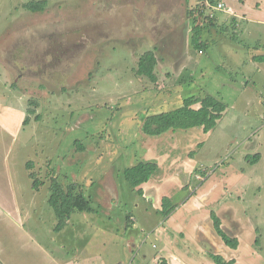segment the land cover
I'll return each instance as SVG.
<instances>
[{
    "label": "rangeland",
    "instance_id": "rangeland-1",
    "mask_svg": "<svg viewBox=\"0 0 264 264\" xmlns=\"http://www.w3.org/2000/svg\"><path fill=\"white\" fill-rule=\"evenodd\" d=\"M30 1L38 0H0V102L19 106L20 99L29 111L14 167L33 237L48 240L57 223L51 183L76 182L94 211L72 213L66 245L94 254L97 264H137L159 251L161 241L127 224L132 216L144 224L148 214L136 207L140 194L123 172L152 137L143 132L146 117L167 112L185 126L170 132L196 131L203 145L195 154L209 159V170L237 159L258 176L244 204L264 250V24L235 17L230 0L221 9V0H45L41 12L25 8ZM191 12L203 26L201 52L191 43ZM247 23L255 33H245ZM150 51L156 81L137 73ZM208 95L225 104L222 118L208 135L188 131L197 125L178 108Z\"/></svg>",
    "mask_w": 264,
    "mask_h": 264
},
{
    "label": "crops",
    "instance_id": "crops-1",
    "mask_svg": "<svg viewBox=\"0 0 264 264\" xmlns=\"http://www.w3.org/2000/svg\"><path fill=\"white\" fill-rule=\"evenodd\" d=\"M224 1L221 3L225 6ZM230 2L232 6L228 8L235 17L249 16L247 22L264 24V0ZM244 31L255 33L248 23ZM5 64L16 74L14 65ZM4 102H0V264H41L36 253L45 264H97L94 254L80 251L76 243L72 246L65 240L68 245L65 244V228L57 232L52 227L45 235L48 240H37L25 227L27 212L23 211L14 154L20 130L26 126L28 109L20 99L14 103L19 106ZM198 127L206 135L212 131L205 132L199 125L188 131ZM170 131L145 138L138 161L156 162L158 168L149 181L136 187L142 195L134 203L148 214L141 219L144 224L134 216L130 223L126 222L133 229L141 228L149 238L155 236L161 241V248L156 253L148 251L137 264H159L162 258L169 264H216L212 255L234 259V264H264V250L260 244L255 245L260 235L256 216L249 214L244 204L248 186L258 176H252L237 159L209 170V159L195 154L203 145L200 138L194 139L196 131L183 135ZM165 197L170 199L167 205L174 208L166 217L160 213ZM214 215L220 220L222 231L238 240L237 248L228 245L218 232Z\"/></svg>",
    "mask_w": 264,
    "mask_h": 264
},
{
    "label": "trees",
    "instance_id": "trees-1",
    "mask_svg": "<svg viewBox=\"0 0 264 264\" xmlns=\"http://www.w3.org/2000/svg\"><path fill=\"white\" fill-rule=\"evenodd\" d=\"M217 0H211L212 3H216ZM47 2L45 0L30 1L27 4H24L25 8L35 11H43L47 7ZM196 12H191L192 17V31L193 35L191 37V43L194 48L198 49L200 52L207 47L206 43L203 41L201 35L203 33V26L197 24L196 15L193 16ZM204 13L203 9L198 10V14ZM197 14V13H196ZM208 16V15H206ZM212 24H214L211 16H208ZM214 17V16H213ZM259 59L261 62H264V55H260ZM157 64V57L155 52L150 51L146 52L140 56L138 61L137 73L146 76L149 79L156 81L155 66ZM195 104H200L199 108H195ZM226 109L223 101L208 95L205 98L198 97H189L185 99L184 105L178 108V111L184 117L190 118L193 123L197 126H203V130L208 132L212 130L218 120L223 116V113ZM29 115V111L27 112ZM29 116L25 120V123L29 121ZM184 124L177 119L174 115L167 112H160L151 114L146 117L143 124V132L149 136H161L170 130L177 128H184ZM33 166V163H30V167ZM158 165L156 162H144L141 161L136 165L126 168L123 172L125 182L136 189L144 182L149 181L153 173L157 170ZM31 177H34V174L31 173ZM41 182L39 180L33 181L32 187L34 189H39ZM79 185L76 182L70 183L67 186H64L57 181H53L50 186V197L49 205L54 210V213L57 218V223L54 227V230L59 232L65 228L69 223L72 213L75 210L82 212L94 211V208L91 205V200L88 199L84 193L78 189ZM139 194L142 195V190L139 189ZM170 201L169 198L165 197L163 199V209L161 214L166 217L174 209L173 206L167 205ZM214 221L216 229L223 236L225 242L233 248H237L238 240L232 239L227 236L222 229L220 228V220L214 215ZM259 237H257L255 245L258 246ZM213 260L216 264H234L235 260H226L220 255H212ZM159 264H169L167 259L162 258Z\"/></svg>",
    "mask_w": 264,
    "mask_h": 264
},
{
    "label": "built area",
    "instance_id": "built-area-1",
    "mask_svg": "<svg viewBox=\"0 0 264 264\" xmlns=\"http://www.w3.org/2000/svg\"><path fill=\"white\" fill-rule=\"evenodd\" d=\"M223 7V3H219L216 8L221 9Z\"/></svg>",
    "mask_w": 264,
    "mask_h": 264
},
{
    "label": "flooded vegetation",
    "instance_id": "flooded-vegetation-1",
    "mask_svg": "<svg viewBox=\"0 0 264 264\" xmlns=\"http://www.w3.org/2000/svg\"><path fill=\"white\" fill-rule=\"evenodd\" d=\"M76 49H78V48L76 47Z\"/></svg>",
    "mask_w": 264,
    "mask_h": 264
}]
</instances>
